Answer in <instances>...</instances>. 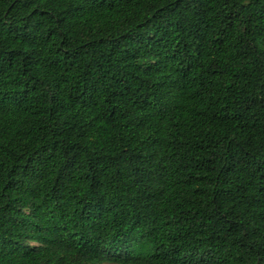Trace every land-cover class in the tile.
<instances>
[{
	"label": "trees",
	"instance_id": "16d2710c",
	"mask_svg": "<svg viewBox=\"0 0 264 264\" xmlns=\"http://www.w3.org/2000/svg\"><path fill=\"white\" fill-rule=\"evenodd\" d=\"M0 264H264V0H0Z\"/></svg>",
	"mask_w": 264,
	"mask_h": 264
}]
</instances>
